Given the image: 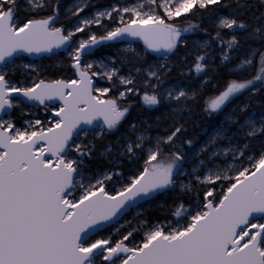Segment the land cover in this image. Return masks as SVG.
I'll use <instances>...</instances> for the list:
<instances>
[{"label": "snow or ice", "instance_id": "snow-or-ice-1", "mask_svg": "<svg viewBox=\"0 0 264 264\" xmlns=\"http://www.w3.org/2000/svg\"><path fill=\"white\" fill-rule=\"evenodd\" d=\"M89 7L0 0V264H264V43L244 46L264 42V12L246 0ZM107 42L126 43L98 56ZM61 52L67 67L53 68L67 76L26 62ZM137 100L168 107L163 134L133 116ZM194 107L217 118L200 141Z\"/></svg>", "mask_w": 264, "mask_h": 264}, {"label": "trees", "instance_id": "trees-1", "mask_svg": "<svg viewBox=\"0 0 264 264\" xmlns=\"http://www.w3.org/2000/svg\"><path fill=\"white\" fill-rule=\"evenodd\" d=\"M72 0H61L62 3V8L61 10L63 11L66 6L70 4ZM111 0H90V7L89 8H97V7H105L107 6ZM246 2L250 5L253 6V11L256 13V15H259L260 13L264 12V5L261 4V0H246ZM87 11H91L90 9H86ZM231 9H220L222 12H227L230 11ZM251 17H249L250 19ZM61 22L65 23V20L61 19ZM66 24V23H65ZM93 31H96L98 34L101 33L102 29L98 27H94L92 29ZM79 35V34H78ZM240 35H244L243 33H240ZM199 39H205L206 37L203 34H200L198 37ZM189 39L191 40L192 37L189 36ZM242 43H244L242 41ZM264 42H261L259 40H252L248 41L246 44H244L245 47H248L249 45L253 47H260L261 44ZM124 43L116 44V45H107L99 50H97V55L98 54H108V55H114L117 54L118 50L120 49L119 47L123 45ZM264 50V49H262ZM184 50L181 49L179 55L183 56ZM214 55L216 57V62H215V67H216V72L214 73L216 75V80L214 83L218 84L220 88H223L228 80L231 78L228 72V67H231V65L225 67L220 65L219 61V49H217L214 52ZM60 58L64 59L65 63L63 65L64 68L67 67V57L66 54L60 53ZM191 59V57L189 58ZM54 61L53 60H46L43 62V65L41 67V72L44 73L45 78L47 77H54L55 75H64L67 76L68 73L66 71L60 72L58 68L54 69L53 68ZM47 70V71H45ZM125 72L128 70V66L125 65L124 69ZM211 74V73H210ZM170 82L180 80L181 77L179 76L178 72L173 71L172 73L169 74ZM202 80L203 77H200ZM184 83L188 85H196L199 83L198 80L190 77H184L183 78ZM253 108L255 109L257 115H259L260 108L258 105L255 103L253 104ZM36 111L39 113L40 109L37 108ZM13 116L19 118L20 113L18 111H14ZM40 116H43V114H39ZM133 116L138 120L140 118H145L146 122L148 124L152 125V131L153 134H156L157 132H160V134H163V130L167 127L170 126L171 123V116L170 112L168 110L162 109V107L156 108L154 110H148L145 107L140 106L139 100L136 101V104L133 107ZM188 120V135L196 137L197 141L205 139L206 135L208 132L212 130V127L214 126L216 119H209L208 117L204 116V114L201 112L199 107H194V114L190 117L186 116L185 117ZM114 139V137L109 136L106 139L98 141V149L103 148L104 144L107 142V140ZM103 157H101L96 163H104ZM153 215H161L162 213L160 212L159 209H153L152 213Z\"/></svg>", "mask_w": 264, "mask_h": 264}, {"label": "rangeland", "instance_id": "rangeland-1", "mask_svg": "<svg viewBox=\"0 0 264 264\" xmlns=\"http://www.w3.org/2000/svg\"><path fill=\"white\" fill-rule=\"evenodd\" d=\"M73 3H74V0H72V1L70 2V4H69L68 6H66L64 9L71 7V6L73 5ZM89 9L92 10V9H94V8H89ZM61 11H62V10H61ZM63 11H64V10H63ZM63 11H62V12H63ZM85 11L88 12L87 10H85ZM61 19L65 20L66 25L73 23L74 20H75L74 17H71V16H67V17H65L64 15L61 16ZM124 45H125V44L121 45L119 48L121 49L122 47H124ZM98 56H110V55H108V54H98ZM55 59H60V57H58V58H54L53 61H54ZM46 60H48V59H43V60H40V59H39V60H34V61H30V60H28V61H26V62H33V63H35V64L38 66V68H40V70H41V67H42V65H43V62L46 61ZM41 71H42V70H41ZM101 83H102L104 86H107V82H106V81H101ZM156 108H159V107H156ZM156 108H153V109H148V108H146V109H148V110H154V109H156ZM36 109H37V108H33L32 111L38 113V112L36 111ZM162 109H164V110H168V111H169L168 107H162ZM40 113L43 114V111H42L41 109H40V112H39L38 114H40ZM140 119H142V118H140ZM140 119H138V121H139ZM143 119L146 120L145 118H143ZM146 121H147V120H146ZM210 132H211V131H210ZM206 138H207V135H206L205 139H206ZM185 167H191V165L189 164V165H186ZM161 199H165V198H161ZM146 207H147V206H146ZM153 209H155V202H154L153 205H152V210H153ZM134 212H135V210H133L132 212H130L126 218H127V219H132V218H133V215H134Z\"/></svg>", "mask_w": 264, "mask_h": 264}, {"label": "water", "instance_id": "water-1", "mask_svg": "<svg viewBox=\"0 0 264 264\" xmlns=\"http://www.w3.org/2000/svg\"><path fill=\"white\" fill-rule=\"evenodd\" d=\"M121 43H124V42H121ZM111 44H116V42H107V43H106L105 45H103V46L111 45ZM103 46H101V47H103ZM101 47H99V48H101ZM99 48H98V49H99ZM98 49H97V50H98ZM61 53H62V52H61ZM28 59H29V60H32V61H33V60H38L37 58H34V57H28Z\"/></svg>", "mask_w": 264, "mask_h": 264}, {"label": "bare ground", "instance_id": "bare-ground-1", "mask_svg": "<svg viewBox=\"0 0 264 264\" xmlns=\"http://www.w3.org/2000/svg\"><path fill=\"white\" fill-rule=\"evenodd\" d=\"M113 45H116V44H113Z\"/></svg>", "mask_w": 264, "mask_h": 264}]
</instances>
